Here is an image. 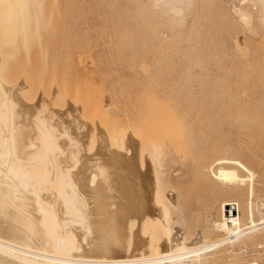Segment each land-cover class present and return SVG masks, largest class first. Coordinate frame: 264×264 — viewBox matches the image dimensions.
Segmentation results:
<instances>
[{"label": "bare ground", "instance_id": "1", "mask_svg": "<svg viewBox=\"0 0 264 264\" xmlns=\"http://www.w3.org/2000/svg\"><path fill=\"white\" fill-rule=\"evenodd\" d=\"M149 1L179 45L232 53L234 109L222 123L175 111L160 127L135 110L120 149L104 134L86 155L93 130L74 105L23 99L3 19L29 0H0V264H264V60L248 61L264 50V0ZM235 245L242 257L225 261Z\"/></svg>", "mask_w": 264, "mask_h": 264}, {"label": "rangeland", "instance_id": "2", "mask_svg": "<svg viewBox=\"0 0 264 264\" xmlns=\"http://www.w3.org/2000/svg\"><path fill=\"white\" fill-rule=\"evenodd\" d=\"M21 11L16 21L12 15L3 20L6 25L13 22L5 40L8 38L7 52L14 56L11 65L20 68L18 81L21 78L30 91H26L29 101L25 96L23 99L33 103L35 97L34 102L45 97L46 104L51 102L47 106L58 113L74 108L72 114L77 113L80 122L93 130L85 136L87 140L80 139L86 141L82 151L86 155L96 151L104 134L107 138L116 136L114 147L120 149L135 110L147 114L151 124L160 127L175 111L219 116L222 120L218 123H222L234 109L227 66L232 53L179 45L149 0H29ZM194 29H188L190 34ZM257 59L264 60V50L248 61ZM213 61L219 62L215 68ZM23 73L31 80L30 90ZM53 97L59 99L52 101ZM71 111V116L67 114L70 117H64L71 119L67 125H73L78 117ZM95 138H99L97 146ZM107 138L103 142L108 143ZM177 189L182 191V187ZM258 190V199L264 200V178ZM193 218L191 223L195 224ZM226 254L225 261L242 257L236 245ZM261 255L250 252L243 258L259 260ZM208 260L216 263L211 255Z\"/></svg>", "mask_w": 264, "mask_h": 264}]
</instances>
